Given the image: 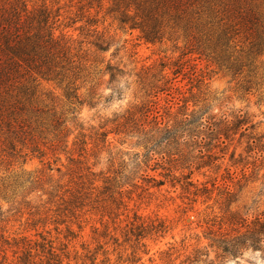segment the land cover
I'll list each match as a JSON object with an SVG mask.
<instances>
[{"label": "rangeland", "instance_id": "374dc122", "mask_svg": "<svg viewBox=\"0 0 264 264\" xmlns=\"http://www.w3.org/2000/svg\"><path fill=\"white\" fill-rule=\"evenodd\" d=\"M15 2L0 0V7ZM28 3L59 12L61 22L70 26L61 25L56 34L72 37L75 45L82 44L83 51L87 50L92 57L96 53L104 60L99 69L111 62L125 73L113 84L121 96L110 101L102 98L96 107L74 104L58 84L41 81L32 97H23L27 108L24 116L29 125L26 140L15 139L13 151L6 143V129L4 134L0 132V140L4 139V151L0 147L3 208L0 264L46 263L47 254L35 246L44 239L52 240L59 254L63 245L68 244L72 264H82L87 260L88 250L94 254L100 245L97 264H264V235L258 247L247 245L234 255L219 247L221 241L248 234L259 227V221H264V153L253 150L256 144L251 141V137L264 136V97L260 98L254 84L250 92L246 90L249 86L246 71L233 76L215 60L221 50L218 46L221 29L232 20L240 21L242 14H249L245 18L246 29L238 35L229 34L230 50L235 56H245L256 39L264 36V0H198L178 25L169 21L164 27V39L156 43L141 39L139 29L121 26L118 17L125 0H28ZM116 3L121 6L119 10L113 8ZM91 18L97 21L96 25L88 22ZM97 36L111 44L108 51H95L92 42ZM162 63L168 65L165 72L169 77H173L176 65L183 66L177 79L182 87L180 93L158 96L165 121L178 112L208 110L205 116L215 115L218 120L227 118L232 122L244 115L248 121L244 127L249 129L243 137V130H239L214 149L223 158L211 166L195 169L193 179L197 188L207 185L210 189L209 194L199 196L195 202L182 198L180 189L163 187L144 192L142 188L129 186L122 197L115 192L116 202L101 194L96 204L92 202L93 195L88 206L75 210L70 204L69 189H76L81 174L85 177L91 171L98 174L97 178L110 175L119 162L128 160L127 153L132 156L142 152V148L134 146L133 138L110 133L107 143L95 147L94 137L101 130H112L111 120L115 117L155 100L149 83H157L161 78ZM255 65L259 73L252 82L263 81L264 53L255 55ZM108 78L107 75L99 79L98 90L105 97L111 93ZM76 85L81 86L80 94H85L90 86L84 78L78 79ZM170 99L173 101L167 102ZM186 99L187 105L183 101ZM170 106L173 107L169 109ZM73 108L76 125L70 121ZM53 112L64 114L68 120L64 126L70 132L63 131L58 136L51 125ZM167 112L171 117H167ZM252 124L254 128H250ZM76 137L87 141L86 151L81 155L79 144L74 145ZM96 184L104 185L102 180ZM105 210H113L111 217ZM103 213L106 215L102 219ZM135 214L147 222L164 219L171 227L165 236L147 237L146 250L137 249V254H133L134 244L126 241L124 235ZM70 227L79 235L75 239L68 236ZM28 240L37 249L32 252L35 258L23 263Z\"/></svg>", "mask_w": 264, "mask_h": 264}, {"label": "trees", "instance_id": "16d2710c", "mask_svg": "<svg viewBox=\"0 0 264 264\" xmlns=\"http://www.w3.org/2000/svg\"><path fill=\"white\" fill-rule=\"evenodd\" d=\"M197 1L125 0L122 10L119 11L118 20L123 27L139 29L141 39L156 43L164 39V27L169 21L173 20L175 25H178L189 13V8L194 7ZM120 7L119 3H116L113 8L119 10ZM132 11H134L133 14ZM248 16V13L247 16L242 14L240 21L232 20L224 25L218 35V46L221 50L217 52L215 60L220 68L232 73L233 76H239L246 71L245 76L248 78L246 85H249L246 90L250 92L254 84L260 98H263L264 89H259L264 87V79L263 81H252L259 73V68L255 65V55L264 53V36L261 35L256 39L245 56H235L229 46L231 39L229 34L238 35L245 30L247 27L245 18ZM166 17L168 18L165 19ZM88 22L91 25L97 24V21L92 18ZM69 24L65 25L61 22L59 12L54 13L45 5L39 8L30 6L28 0H16L10 6L4 4V7H0V132L4 134V128L6 129V143L13 151H16L14 140L19 139L23 142L28 133V118L24 116L27 108L23 97H32L36 86H39L41 81L58 84L63 88L67 98H72L75 101H73L74 104L81 106L96 107L102 98L110 101L115 96H121L120 90L113 87V84L125 73L124 70L111 62H107L104 68L99 69L98 65L104 60L100 59L96 53L92 57L87 50L83 51L82 44L75 45L76 41L72 37L64 33L56 34L61 25L68 27ZM92 45L95 51L106 52L111 44L97 36ZM167 67V64L162 63L161 78L156 80L157 83L153 81L149 83L155 100L142 103L136 109L127 110L126 113L115 117L111 120L114 125L112 130H101L96 132L94 137L95 147L101 143H107L110 133L123 138H133L135 139L134 146L142 148V152L133 153L132 156L127 153L128 160L119 162L112 171L113 175L97 178L98 174L95 172L88 171L85 177L81 174L79 176L81 181L77 183L76 189L75 187L74 190L69 189L70 204L75 207V210L88 206L93 195L95 198L92 202L96 204L99 203L101 194H107L108 199L116 202L115 192L122 197L125 188L129 186L142 188L144 192L163 187H170L175 191L180 189L181 197L193 202L197 201L199 196L209 194L210 189L207 185L197 188L193 179L195 169L211 166L216 160L223 158V156L218 157L214 149L224 144L241 129L243 137L244 132L249 129V127H244L248 121L244 115H240L235 122L227 118L218 120L215 115L205 116L208 110L201 113L178 112V115L173 118H169L171 115L168 111L169 119L165 121L163 115L160 114L158 96L163 93L168 96L180 93L182 87L178 86L177 79L183 72V66L176 65L172 72L173 77H169L165 72ZM193 69L192 76L196 74L194 67ZM107 75L109 76L107 84L111 93L105 97L98 89L101 85L99 79ZM81 78L90 84L85 94H80L81 86L76 85V81ZM171 101L173 100H167V102ZM183 101L187 105L188 100ZM172 107L170 106L169 109ZM72 113L70 121L76 125V108H73ZM50 119L54 130L58 131V136L63 131L70 132L64 126L68 120L63 113L58 115L53 112ZM250 128H254V124ZM263 138L264 136L251 137V141L256 144L253 150L258 149L260 153H264V143L261 144ZM75 144L80 146V155L86 151V139L76 137ZM0 147L4 151V139L0 140ZM235 154L236 151L232 157ZM149 171L159 174H150ZM101 180L104 183L103 186L96 184ZM116 188L119 190L116 191ZM104 212H107L110 217L113 214V210ZM2 213L3 208L0 206V215ZM105 215L102 214V219ZM118 217L117 214L113 223L116 224ZM258 224L259 227L248 234H243L236 239L221 241L219 247L231 255L237 254L247 245L258 247L262 241L261 235H264V221H259ZM126 227L125 240L134 244L133 254H137V249L140 248L146 250L144 240L147 237H162L171 230L170 225L164 219L156 218L147 222L143 221L138 214H135L134 219ZM68 233L72 239L79 236L71 227L68 228ZM35 246H39L40 252L47 254L46 263L41 261V264H72L68 244H64L61 248L62 254L57 252L52 240L46 242L44 239L41 244H35ZM33 249L37 248H34L28 240L23 251V263L35 258L32 255ZM101 249L100 245L94 254H90L91 251L88 250L85 258L91 261V264H97V253ZM76 254L77 252H75V259ZM65 259H68V262H65ZM86 261L82 264H86ZM31 263L34 264V261Z\"/></svg>", "mask_w": 264, "mask_h": 264}]
</instances>
